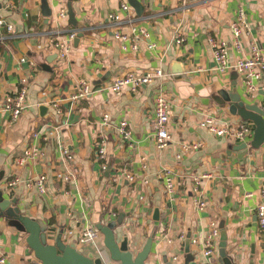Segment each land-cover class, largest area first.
Listing matches in <instances>:
<instances>
[{
    "label": "crops",
    "instance_id": "crops-1",
    "mask_svg": "<svg viewBox=\"0 0 264 264\" xmlns=\"http://www.w3.org/2000/svg\"><path fill=\"white\" fill-rule=\"evenodd\" d=\"M139 1L144 7L142 15L132 7L134 24L124 23L119 29L130 37L131 25L138 33L145 31L134 51L131 41L115 38L117 28L110 21L115 12L125 16L120 12L122 0H48L49 18L42 14L41 0H0V19L14 27L10 32L0 26V191L24 215L50 227V244L61 231L64 241L71 242L69 230L106 225L123 216L121 231L135 252L154 238L147 264H164L165 258L173 262V257L179 258L175 264H183L187 239L198 264H221L220 242L213 257L203 254L213 221L220 233L226 231V252L235 264H264V229L256 216L264 188V145L243 148V142L219 138L200 125L205 115L243 121L230 114L227 105L217 103L223 91L238 92L247 103L264 104V80L257 82L255 94H248L234 69L218 72L210 45L212 38L232 42L231 26L239 21L242 10L248 30L240 38V50L229 47V64L250 57L253 45L264 51V0ZM63 9L68 13L66 19L58 16ZM57 31L62 36L75 31L77 36L66 59L48 62L56 54L50 39ZM178 32L186 39L181 45L175 42ZM176 62L183 67L182 79L172 74ZM158 69L166 76L137 93L125 90L118 96L110 89L116 77ZM21 78L26 79L29 107L13 122L1 107L5 97L21 87ZM81 81L90 85L92 95L74 102ZM159 91L172 101L171 141L162 151L157 150L152 132ZM41 106L48 110L41 112ZM106 114L108 124H104ZM122 121L129 124L130 141L118 133ZM101 142L107 148L105 170L96 157ZM199 142L202 147L182 151L184 144ZM64 147L72 153V161L64 160ZM35 148L42 152L39 158L24 166L14 165L25 151ZM166 170L175 178L173 199L166 192ZM124 171L133 173L136 182L127 181ZM59 174L70 178L66 181ZM39 175L47 176L45 194L28 186ZM205 175L209 177L201 180L199 198L206 209L199 211L193 178ZM15 176L20 177V184L6 190L5 183ZM156 209L158 221L154 219ZM0 260L3 264L35 261L26 234L2 218Z\"/></svg>",
    "mask_w": 264,
    "mask_h": 264
},
{
    "label": "built area",
    "instance_id": "built-area-1",
    "mask_svg": "<svg viewBox=\"0 0 264 264\" xmlns=\"http://www.w3.org/2000/svg\"><path fill=\"white\" fill-rule=\"evenodd\" d=\"M132 6L128 2V0H122L120 3V12L124 13L125 16L122 14L113 13L110 15V21L113 26L117 29L114 31V36L116 39L121 41H131L130 48L132 50L138 49V39L141 36H146V33L143 29H140L139 33L135 27H132L134 24V19L132 17ZM60 19H66L68 13L65 9L61 10L59 13ZM244 13L240 11L239 21L233 23L231 26V30L233 33V40L230 44L227 42H219L215 39H210V45L213 50L214 59L216 62V69L219 73L225 74L230 69H234L241 77L243 83L242 86L246 90V92L250 95L255 94L259 87L257 86V82L264 80V51L260 49L259 46L253 45L251 47V56L245 59L238 60L233 66L229 64V47L233 46L236 49H241V41L240 38L243 34L244 30H248V24L243 19ZM124 23H129L131 25L133 37L130 35L123 34L120 32V26ZM0 26L7 27V30L13 32L14 27L11 24H7V22L3 19H0ZM77 36L75 31H72L65 36H62L61 31L55 32V35L51 37L50 44L51 48L57 54L58 59H66L72 46L73 42ZM186 41L185 37L181 33L176 34V44L181 45ZM154 48V46H151ZM42 46H39V49L42 50ZM127 49V48H124ZM25 59H22L24 61ZM166 76L162 70L158 69L153 72H146V73H139V72H129L125 75L116 77L110 89L116 95H121L125 90H130L132 93H137L142 87L151 84L155 81L162 80ZM21 87L14 92L12 95H8L5 97L3 101V105L1 107L2 111L9 114L11 120L13 122H17L20 117L27 111L28 109V102H27V86H26V79L21 78ZM92 95V89L90 85L86 81H81L79 86V91L72 97V101L78 102L81 99H86ZM171 106L172 101L162 91H159L158 96L155 99V118L152 123V132L154 143L157 150L162 151L166 147H168L171 141V135L168 130V123L171 118ZM110 121L109 115H104V124H108ZM128 122L122 121L118 126V133L122 135V138L125 141H130L131 139V132L128 130ZM201 127L207 129L209 132L214 134L219 138H224L227 140H234L238 142H243L248 144L252 138L254 129L252 128L253 124L247 121H241L238 123H233L232 121H226L219 117L205 115L200 123ZM202 147V143H192V144H184L182 146L183 152H188L190 150H195ZM62 154L64 160L72 161L73 155L70 150L66 147L62 149ZM42 155V152L38 149H32L30 151H25L24 155L19 157L15 160L14 165L20 167L24 166L28 163L30 159H37ZM106 156H107V148L104 142H101L99 148L96 152V157L98 160L103 161V169L105 170L106 167ZM176 158L179 160L181 159V154H178ZM146 168V167H145ZM165 172V179H166V192L170 199H173L174 194L176 193V183L175 178L172 175L171 171L166 170ZM122 176L129 181L130 183H135L137 177L133 173H129L124 171ZM59 178L64 180H69V175L59 174ZM209 175L201 176V177H194L195 188L194 192L198 195L195 198V206L199 211H204L206 209V203L203 199L199 198L201 194L200 186L201 180L203 178H208ZM21 182L19 176H15L12 179L8 180L4 188L6 190H13L16 186H18ZM145 184H148V180L144 181ZM34 185L38 192L41 194L47 193V176L46 175H39L37 176L32 183H28V186ZM249 194L248 196H251ZM256 216L258 219V223L262 229H264V188L260 190L259 193V202L256 207ZM69 238L76 243L77 248L80 249L83 245L87 243H91L96 248L97 240L99 239V232L95 227H87L81 229L78 232H74L69 230L67 233ZM220 229L217 226V223L211 222L209 225L208 233L204 239V247L203 250L204 256L210 258L213 257L215 254V249L218 247L220 242ZM182 238L184 236L182 235ZM193 244H196V239H193ZM81 250V249H80ZM178 257H173L172 261L176 263L178 261ZM4 260H0V264H3Z\"/></svg>",
    "mask_w": 264,
    "mask_h": 264
},
{
    "label": "water",
    "instance_id": "water-1",
    "mask_svg": "<svg viewBox=\"0 0 264 264\" xmlns=\"http://www.w3.org/2000/svg\"><path fill=\"white\" fill-rule=\"evenodd\" d=\"M130 5L136 10L138 15L143 13V5L139 0H128ZM42 14L49 18L52 16V10L48 0H41ZM70 22L74 24V12L69 8ZM57 58V54L52 55L47 60ZM49 69V67L47 68ZM183 67L181 63L176 62L172 67V74L176 79L183 78ZM264 97V93H262ZM217 103L227 105L229 113L240 117L243 121H250L254 126L252 140L241 147L245 148L248 145L253 148H259L264 145V104L260 105V101L247 103L241 99L238 92L228 93L223 91L217 98ZM264 102V101H263ZM48 109L45 106L40 107L41 112H46ZM15 201L6 199L4 192L0 191V218L14 228L19 233L26 234V243L29 249L34 254L33 263L29 264H147L150 255L153 253L154 238L150 237L142 246L140 251L135 252L133 243L130 241L127 234L121 231L122 221H112L106 225L98 224L96 229L99 236L102 237V245L96 248L97 253L91 252L84 254L74 241L65 242L63 239V231L57 236L55 243L50 244L48 240L43 238L44 228L39 220L32 219L22 213L16 206ZM159 210L156 209L154 219L158 221ZM185 257L183 264H198L196 254L190 249L191 240L187 239L185 243ZM220 263L235 264L233 258L228 256L226 252L227 235L226 231H221L220 236ZM164 264H175L164 259Z\"/></svg>",
    "mask_w": 264,
    "mask_h": 264
},
{
    "label": "rangeland",
    "instance_id": "rangeland-1",
    "mask_svg": "<svg viewBox=\"0 0 264 264\" xmlns=\"http://www.w3.org/2000/svg\"><path fill=\"white\" fill-rule=\"evenodd\" d=\"M252 128L254 129V126H252ZM122 218L123 216H121L118 221H122ZM42 225H43V228H44V235H43V238L47 239L49 238V231H50V227L42 220H39ZM97 245H102V237L99 236V239L97 240ZM81 251L84 253V254H88V253H91V252H95L97 253V250H96V247L94 245H92L91 243H87L85 245H83V247L80 248ZM183 258L185 257V253L182 254Z\"/></svg>",
    "mask_w": 264,
    "mask_h": 264
}]
</instances>
